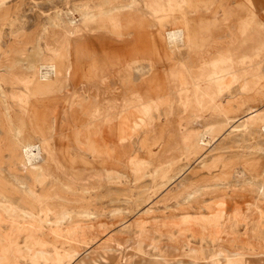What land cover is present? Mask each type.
Masks as SVG:
<instances>
[{
  "label": "rangeland",
  "instance_id": "374dc122",
  "mask_svg": "<svg viewBox=\"0 0 264 264\" xmlns=\"http://www.w3.org/2000/svg\"><path fill=\"white\" fill-rule=\"evenodd\" d=\"M0 18V264H264V0Z\"/></svg>",
  "mask_w": 264,
  "mask_h": 264
},
{
  "label": "bare ground",
  "instance_id": "6f19581e",
  "mask_svg": "<svg viewBox=\"0 0 264 264\" xmlns=\"http://www.w3.org/2000/svg\"><path fill=\"white\" fill-rule=\"evenodd\" d=\"M1 19V18H0ZM251 21V20H250ZM244 22V21H243ZM256 27H257V24L256 23H253L252 22V24H250V25H245V26H242V28H244V31H243V33H242V35L244 34L245 36H246V38L247 39H249L248 37H253L254 36V33H255V31H256ZM189 31V30H188ZM182 31H172V32H170V36L171 37H182ZM185 34V33H184ZM257 36H259V35H257ZM180 39V38H179ZM172 41V40H171ZM179 41H181V40H179ZM183 41V40H182ZM187 41V40H186ZM248 41V40H247ZM249 41H250V39H249ZM253 42H254V40H252ZM262 41V40H261ZM173 42V41H172ZM171 42V43H172ZM70 43V42H69ZM173 44H174V42H173ZM242 45V44H241ZM253 45H255V44H253ZM248 46V45H247ZM252 46V45H251ZM261 46V45H260ZM246 47V46H245ZM64 49V48H63ZM67 54V53H66ZM51 62V61H50ZM49 66V65H48ZM47 66V67H48ZM50 67V66H49ZM53 67V66H52ZM52 69V68H51ZM49 72V71H48ZM47 73V72H46ZM45 73V74H46ZM56 73H58V72H56ZM43 74V73H42ZM48 74V73H47ZM57 76V75H56ZM43 77V76H42ZM45 77V76H44ZM48 77H50V76H48ZM53 77V76H52ZM39 78V77H38ZM33 82H34V80H33ZM38 85V84H37ZM49 86V85H48ZM261 126H262V128L264 127V123L263 124H261ZM201 143V142H200ZM30 156V155H29ZM27 158V157H26ZM30 159V158H29ZM203 174V173H202ZM234 175V174H233ZM93 261V260H92ZM96 263V262H95ZM78 264V263H77ZM83 264H92V263H88V262H85V263H83ZM98 264V263H97Z\"/></svg>",
  "mask_w": 264,
  "mask_h": 264
}]
</instances>
